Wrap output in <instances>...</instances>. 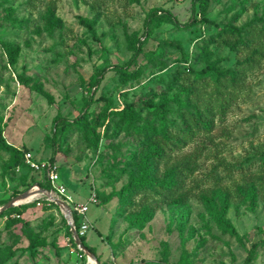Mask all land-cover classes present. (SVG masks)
I'll use <instances>...</instances> for the list:
<instances>
[{"label":"rangeland","instance_id":"obj_1","mask_svg":"<svg viewBox=\"0 0 264 264\" xmlns=\"http://www.w3.org/2000/svg\"><path fill=\"white\" fill-rule=\"evenodd\" d=\"M152 9L180 23L153 24L145 38ZM198 10L192 0H0V128L23 158L0 149V207L34 192L0 213V264H243L248 254V264H264V0H211L214 24L182 26ZM5 46L17 50L14 63ZM212 63L225 75L196 73ZM181 90L182 99L191 90L207 127L181 133L197 116L171 102L176 140L151 175L165 184L128 192L157 143L137 139L135 128L158 123L141 103L131 123L119 110ZM57 118L70 124L62 129ZM28 160L54 164L75 202L95 194L77 224L90 223L84 239L97 261L76 244L40 190L44 171ZM223 198L235 234L211 212Z\"/></svg>","mask_w":264,"mask_h":264},{"label":"trees","instance_id":"obj_2","mask_svg":"<svg viewBox=\"0 0 264 264\" xmlns=\"http://www.w3.org/2000/svg\"><path fill=\"white\" fill-rule=\"evenodd\" d=\"M193 2H197L199 4V10H198V15L199 18H192L191 20H188L187 22H185L184 24H182V26H188L191 25L193 23L196 22H203V23H210V24H214V22L210 19H208L207 17V13H208V9H209V5H210V1L211 0H192ZM158 10L160 9H152L145 18L144 21V35L145 38H148L150 33H151V26L154 25H158L163 21H171L172 19L174 20L175 24H179L180 22L176 20L175 16H173L168 10L166 9H162V13L158 14ZM80 22L86 26L89 30L93 31L92 28V22H89L87 20H84L83 18H80ZM9 23H14V22H9ZM231 30H234V32H237V29L234 27L230 28ZM264 30V29H262ZM160 44H167V45H171L174 46L178 49H181L180 45L178 43H176L173 40H163L161 42H159ZM6 47V51L10 56V61L11 63L15 62V58L17 56V50L15 48H12L11 46H5ZM141 52V46L139 45L135 52L133 53L132 57L130 58V60H128L127 62H125V64H123L124 66H127L129 64H131V62L135 59V57L138 55V53ZM121 66H118V68H120ZM211 71H215L219 76H223L225 75V72H222L219 67L216 66V64L212 63V64H208L205 66V68H202L201 70H198L196 73L200 76L203 75L205 73H209ZM104 70H100L99 72H97L98 74H96L95 79H94V83L97 84L100 81V77H102L101 75L103 74ZM128 75V74H127ZM128 77H132V74H129ZM183 91L181 90L180 92H177L175 94V96L173 98H165L162 99L158 102H154L153 97L152 96H148V97H142V96H138L136 100H134L131 103L125 104L124 107L119 110V114H121L122 118H127V122L131 123V118L133 117V114L135 113V107L138 103H141L143 107L145 108H152V111L154 112V114L156 115V119H157V123L158 126H147L143 129H139V128H135V133L137 135V139L139 140H147V139H154L157 141L156 145L153 147V149L151 150L146 162L143 164L142 167V171L139 175L137 176H131L130 180L127 183V191H133L135 189H147L152 185H158L160 182L165 184V179H161V181H155L153 179V177L151 176L154 168H155V163L156 160L159 159L160 157H162L165 153H167L166 147L168 146L167 144L173 142L176 140V132H171L168 129V119H167V115L171 112L172 110V106L170 105L171 102L175 103V106L179 107L181 110V114L183 113H187L193 117L197 116V118L195 117L193 120V127H190L188 125L184 126L183 129H181V133H185L186 135H189L191 133L192 128L198 130L201 127L206 128L207 127V122L202 120L200 111L197 109H194L193 106L191 105L188 96L191 93V90L187 91V94L185 96V99L181 98V95ZM89 102L86 103L85 107L86 108L88 106ZM83 115H85V112L81 113V115L79 116V118H77L76 120L80 119V117H82ZM73 120V121H76ZM72 121V122H73ZM55 122L58 123H62V129H64V127L66 125H69V121L64 120V119H56ZM0 149L10 152L12 153V155L16 158L17 161H21L23 158L20 155L19 150L14 147L13 145L7 143L4 139V137L2 136V130L0 128ZM50 160H53V154L50 157ZM48 188H50V184L48 182ZM208 196H204V200L206 202ZM226 205H227V201L225 198L222 199V206L219 209L217 208H213L211 210L213 217L216 219V221L224 228L229 229V231L233 234H235V229L232 226V224L229 222V220L225 217V213H226ZM17 209L16 206L10 207L8 210H15ZM7 210V209H6ZM5 211V210H4ZM148 217H144L143 221H147ZM73 219H74V223L76 228L78 227L77 224V217L73 215ZM23 223H26V221H23ZM86 235V234H85ZM85 235L84 236H79L80 241L83 243L84 247L89 251L92 252L93 254H95V249L93 246H90L86 243L85 241ZM96 256V254H95ZM97 260H98V256H96ZM251 260V255L248 254L247 257L245 258L243 264H248Z\"/></svg>","mask_w":264,"mask_h":264},{"label":"built area","instance_id":"obj_3","mask_svg":"<svg viewBox=\"0 0 264 264\" xmlns=\"http://www.w3.org/2000/svg\"><path fill=\"white\" fill-rule=\"evenodd\" d=\"M30 165L37 170H43L47 180L49 181L50 188H47L51 191L52 195L56 198L61 199L64 203H66L70 207L72 221L74 223L73 215L77 217V219L84 217L86 211L88 210V204L90 202H96V196L93 192L90 193L87 201L83 203L75 202L72 195L68 192L66 185L61 182V178L59 173L56 170V166L48 161H44L41 163H35L28 160ZM46 198L50 201V199L46 196ZM90 227V223L86 220L82 219L78 222V227L75 230L78 236H84L86 234V230Z\"/></svg>","mask_w":264,"mask_h":264},{"label":"water","instance_id":"obj_4","mask_svg":"<svg viewBox=\"0 0 264 264\" xmlns=\"http://www.w3.org/2000/svg\"><path fill=\"white\" fill-rule=\"evenodd\" d=\"M40 190L43 193H45V195L50 199V201L54 202L55 204H57L61 208V210H62V212H63V214L67 220V223L69 225L70 231L72 232V235H73V238H74L76 244L81 249L85 250L91 257H93L95 259V261H97L95 254H93L92 252H89L84 247L83 243L80 241L79 236L75 230V226H74L73 221H72V215H71L70 207L66 203H64L61 199L53 196L50 190L43 189V188H41ZM31 193H34V192L33 191L22 192V193L15 195L12 198H10L0 207V213L3 212L4 210L10 208V207L17 205L18 201L25 199ZM95 264H98V263L96 262Z\"/></svg>","mask_w":264,"mask_h":264},{"label":"bare ground","instance_id":"obj_5","mask_svg":"<svg viewBox=\"0 0 264 264\" xmlns=\"http://www.w3.org/2000/svg\"><path fill=\"white\" fill-rule=\"evenodd\" d=\"M32 194V193H31ZM31 194H29V196L28 197H26L25 199H23V200H21V201H18V203L17 204H19V203H22V202H24L25 200L27 201L30 197H31ZM43 195H45V193H43ZM46 196V195H45ZM90 258V257H89ZM91 259V258H90Z\"/></svg>","mask_w":264,"mask_h":264},{"label":"crops","instance_id":"obj_6","mask_svg":"<svg viewBox=\"0 0 264 264\" xmlns=\"http://www.w3.org/2000/svg\"><path fill=\"white\" fill-rule=\"evenodd\" d=\"M60 177H61V176H60ZM62 180H63V178H62ZM62 182L66 185V182H65L64 180H63ZM76 186H77V185H76ZM66 187H67V186H66ZM67 190H68V188H67ZM68 192L71 194V191L68 190ZM71 195H72V194H71ZM72 197H73V195H72ZM73 198H74V197H73Z\"/></svg>","mask_w":264,"mask_h":264}]
</instances>
